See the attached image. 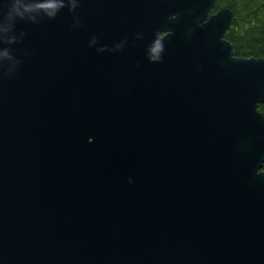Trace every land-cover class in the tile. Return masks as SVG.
<instances>
[{"label":"water","instance_id":"obj_1","mask_svg":"<svg viewBox=\"0 0 264 264\" xmlns=\"http://www.w3.org/2000/svg\"><path fill=\"white\" fill-rule=\"evenodd\" d=\"M216 1L0 0V264H264V56Z\"/></svg>","mask_w":264,"mask_h":264},{"label":"flooded vegetation","instance_id":"obj_2","mask_svg":"<svg viewBox=\"0 0 264 264\" xmlns=\"http://www.w3.org/2000/svg\"><path fill=\"white\" fill-rule=\"evenodd\" d=\"M250 1V2H249ZM258 1H260L257 5L256 8H254L252 10V12L248 13V15H250L249 17L244 19V23H241V21H239V17H238V10H236L238 8V6L240 5H246L247 9L252 5L257 3ZM217 3V1H216ZM234 6L229 5V6H225L224 8H231L233 11V19L231 22V25L229 27L228 30L231 29L232 25H235V31L233 34L234 40L233 42L230 41L234 47L235 50V55L238 57H263L264 56V51L260 52L259 55H254V54H250V55H246L249 53V51L255 50L256 48L252 46V44L248 43V42H244L240 36L241 34H247V33H252L253 30L257 29L260 26V22L264 23V17L262 15H264V0H248L247 2L241 1V0H234L233 2ZM223 8V9H224ZM246 9V10H247ZM221 10V9H220ZM219 11V10H218ZM243 12L242 10H239V13ZM212 14V11L210 13V15ZM236 18V20H234ZM248 19V23L245 22V20ZM241 25H244L243 28H241ZM246 25V26H245ZM227 30V31H228ZM253 36H256L255 33H253ZM243 38V36H242ZM263 50H264V46H262ZM243 52L244 55H238L236 52Z\"/></svg>","mask_w":264,"mask_h":264},{"label":"rangeland","instance_id":"obj_3","mask_svg":"<svg viewBox=\"0 0 264 264\" xmlns=\"http://www.w3.org/2000/svg\"><path fill=\"white\" fill-rule=\"evenodd\" d=\"M233 2L234 0H218L216 3L217 5H215L214 10H212V13H215L218 10L223 9L225 6H229V5L234 6ZM259 2L260 1H258L255 4H252L247 10H242L243 12L238 13L239 21H241V23H244V17L245 16L246 18L249 17L250 15H248V13L249 12L251 13L252 10L257 7ZM241 28L243 27L241 26ZM253 33H255L256 36H253ZM240 38L244 42H248L252 44V46L255 47L256 49H260L259 52L264 51L262 49L263 48L262 46H264V23L260 22V26L257 29L253 30L252 33L241 34Z\"/></svg>","mask_w":264,"mask_h":264},{"label":"trees","instance_id":"obj_4","mask_svg":"<svg viewBox=\"0 0 264 264\" xmlns=\"http://www.w3.org/2000/svg\"><path fill=\"white\" fill-rule=\"evenodd\" d=\"M218 1V0H217ZM241 1H244V2H247L248 0H241ZM217 5V4H216ZM219 5V4H218ZM247 9V6L246 5H240V6H238V8L236 9V10H246ZM214 10V9H213ZM239 13V12H238ZM263 17H264V15H262ZM246 18V16L244 17V19ZM264 19V18H263ZM234 20H236V18L234 19ZM245 22L246 23H248V19H246L245 20ZM242 27H244V25H241ZM246 26V25H245ZM234 31H235V25L233 24L232 25V27H231V29L230 30H228L227 32H226V34H225V38H227L228 40H230V41H232L233 42V40H234V37H233V34H234ZM260 51V49H255V50H252V51H249V53L248 54H246V55H250V54H254V55H259V52ZM238 55L240 54V55H244L243 54V52H236ZM259 109L264 113V102L263 103H261L260 105H259ZM263 170H264V166H263Z\"/></svg>","mask_w":264,"mask_h":264},{"label":"clouds","instance_id":"obj_5","mask_svg":"<svg viewBox=\"0 0 264 264\" xmlns=\"http://www.w3.org/2000/svg\"><path fill=\"white\" fill-rule=\"evenodd\" d=\"M54 6L55 5L51 2V0H49L48 4L43 5V7H54ZM25 10L27 11L28 9L26 8ZM13 15L22 17V13L19 11V9L17 7V0H13L11 8L9 9V12L7 14V16L9 18H11ZM160 47L161 46L159 44H157L156 47L152 48V51L155 53L158 49H160ZM153 59H157V57H153Z\"/></svg>","mask_w":264,"mask_h":264},{"label":"bare ground","instance_id":"obj_6","mask_svg":"<svg viewBox=\"0 0 264 264\" xmlns=\"http://www.w3.org/2000/svg\"><path fill=\"white\" fill-rule=\"evenodd\" d=\"M235 47V46H234ZM236 48V47H235Z\"/></svg>","mask_w":264,"mask_h":264}]
</instances>
